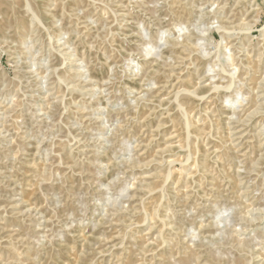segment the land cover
I'll return each mask as SVG.
<instances>
[{"label": "rangeland", "instance_id": "rangeland-1", "mask_svg": "<svg viewBox=\"0 0 264 264\" xmlns=\"http://www.w3.org/2000/svg\"><path fill=\"white\" fill-rule=\"evenodd\" d=\"M0 264H264V0H0Z\"/></svg>", "mask_w": 264, "mask_h": 264}]
</instances>
